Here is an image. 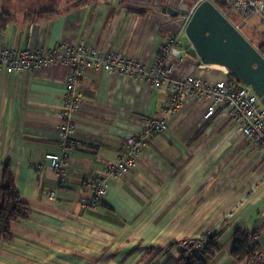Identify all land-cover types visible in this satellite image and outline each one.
<instances>
[{
	"label": "crops",
	"instance_id": "obj_1",
	"mask_svg": "<svg viewBox=\"0 0 264 264\" xmlns=\"http://www.w3.org/2000/svg\"><path fill=\"white\" fill-rule=\"evenodd\" d=\"M124 2L96 0L39 22L25 21L23 9H8L14 20L0 31V48L50 51L89 40L98 51L119 52L153 68L169 35L149 15L125 10ZM189 46L179 40L180 48ZM65 74L54 63L0 75V173L8 161L29 213L12 223L11 242L0 241V264H163L178 256L181 240L206 233L218 248L205 257L207 264H249L231 257L236 232L253 234L264 264V158L223 107L203 120L204 99H186L167 114L166 132L148 138L136 166L108 178L105 165L123 153L127 135L164 115L167 92L86 71L78 84L81 107L73 117L66 181L59 187L45 155L56 152ZM187 77L212 86L224 75L189 52L172 74L175 80ZM89 177L106 179L103 206L95 211L81 206L89 197L83 186Z\"/></svg>",
	"mask_w": 264,
	"mask_h": 264
},
{
	"label": "built area",
	"instance_id": "obj_2",
	"mask_svg": "<svg viewBox=\"0 0 264 264\" xmlns=\"http://www.w3.org/2000/svg\"><path fill=\"white\" fill-rule=\"evenodd\" d=\"M202 1L204 0H200ZM222 1L242 19L259 15L264 21V0ZM192 12L193 9H190L188 17ZM192 51L191 45L186 49L179 47V35L168 36L155 66L146 68L140 62L119 52L98 51L90 45L89 40L77 45L60 44L50 51L37 45L21 50L0 48V75L35 71L47 68L54 63H59L65 70L63 103L57 114L61 125L56 135V152L45 155L46 164L54 172L59 187L66 181L67 166L75 135L73 117L81 107L79 79L91 69H98L109 75H121L124 78L140 80L154 89L164 88L168 98L166 104L162 105L163 116L149 118L142 131L127 135L123 153L105 165L108 178L127 175L136 166L148 138L166 132L165 116L176 112L189 98L207 101L208 106L202 116L203 120H208L217 107H223L227 120L237 127L238 132L251 142L258 154L264 158V105L250 87L238 85L226 70L222 72L224 77L212 86L204 84L198 78L187 77L182 80L172 78L177 60ZM83 186L89 192V197L81 202L82 208L99 210L107 194L106 179L89 177L84 180ZM47 197L54 199V192H49ZM210 235L212 234L206 233L199 238H187L176 245L181 250L200 251L205 248ZM255 240L256 238L254 242Z\"/></svg>",
	"mask_w": 264,
	"mask_h": 264
},
{
	"label": "water",
	"instance_id": "obj_3",
	"mask_svg": "<svg viewBox=\"0 0 264 264\" xmlns=\"http://www.w3.org/2000/svg\"><path fill=\"white\" fill-rule=\"evenodd\" d=\"M125 1V10L149 15L164 34H184L202 65L224 68L264 105L263 56L209 0L192 7L191 0Z\"/></svg>",
	"mask_w": 264,
	"mask_h": 264
},
{
	"label": "trees",
	"instance_id": "obj_4",
	"mask_svg": "<svg viewBox=\"0 0 264 264\" xmlns=\"http://www.w3.org/2000/svg\"><path fill=\"white\" fill-rule=\"evenodd\" d=\"M96 0H0V31L14 20V14L7 10L17 4L25 8L23 18L27 22H39L45 19L54 18L62 13H68L85 7ZM200 0H191V7L198 4ZM212 4L224 14H229L231 8L222 0H211ZM255 49L264 58V45ZM229 76L236 80L238 85L241 82L229 73ZM28 208L21 201L16 190L14 178L11 173L10 164L4 162L0 173V241L8 243L12 240V223L28 218ZM253 234L247 232H236L233 239L231 257L236 261L246 259L249 264H260V248L252 242ZM217 244L213 234L208 238L203 250H179L176 258H170L163 264H207L206 258L214 255L217 251Z\"/></svg>",
	"mask_w": 264,
	"mask_h": 264
},
{
	"label": "rangeland",
	"instance_id": "obj_5",
	"mask_svg": "<svg viewBox=\"0 0 264 264\" xmlns=\"http://www.w3.org/2000/svg\"><path fill=\"white\" fill-rule=\"evenodd\" d=\"M16 7L23 10L25 9L19 4H17ZM9 9L11 11H15V8L12 6H10ZM224 15L226 16L227 20L235 27L242 26V28L239 29V32L249 43H251V45L254 47L264 45V21L259 15H251L245 19H242L232 9L229 14ZM179 40L182 42H189L184 34L179 35ZM192 52L194 53V51Z\"/></svg>",
	"mask_w": 264,
	"mask_h": 264
},
{
	"label": "bare ground",
	"instance_id": "obj_6",
	"mask_svg": "<svg viewBox=\"0 0 264 264\" xmlns=\"http://www.w3.org/2000/svg\"><path fill=\"white\" fill-rule=\"evenodd\" d=\"M210 68H214V69H217V70H220V71H225L224 68L222 67H217V66H209Z\"/></svg>",
	"mask_w": 264,
	"mask_h": 264
},
{
	"label": "flooded vegetation",
	"instance_id": "obj_7",
	"mask_svg": "<svg viewBox=\"0 0 264 264\" xmlns=\"http://www.w3.org/2000/svg\"><path fill=\"white\" fill-rule=\"evenodd\" d=\"M124 4H125V2H124ZM124 4H123V5H124ZM188 4H189V3H188ZM190 5H191V4H190Z\"/></svg>",
	"mask_w": 264,
	"mask_h": 264
}]
</instances>
